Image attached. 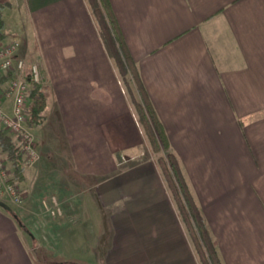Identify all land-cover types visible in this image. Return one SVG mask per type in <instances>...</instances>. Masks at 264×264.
Listing matches in <instances>:
<instances>
[{
	"label": "crops",
	"instance_id": "crops-1",
	"mask_svg": "<svg viewBox=\"0 0 264 264\" xmlns=\"http://www.w3.org/2000/svg\"><path fill=\"white\" fill-rule=\"evenodd\" d=\"M110 2L223 264H264V0ZM28 7L21 31L37 38L47 96L34 137L40 151L63 153L73 182L60 188L63 210L82 208L92 224H105L108 208L107 224L155 225L140 240L144 260L174 254L193 264L162 175L147 160L120 171L121 155L142 156L143 130L88 0ZM43 158L25 174L29 197L42 165L55 164ZM27 211L0 204V264H49L24 232L22 224L34 223Z\"/></svg>",
	"mask_w": 264,
	"mask_h": 264
},
{
	"label": "rangeland",
	"instance_id": "rangeland-1",
	"mask_svg": "<svg viewBox=\"0 0 264 264\" xmlns=\"http://www.w3.org/2000/svg\"><path fill=\"white\" fill-rule=\"evenodd\" d=\"M15 1L4 0L3 3L0 2V14L2 15L3 22L4 18L2 10H5L4 12L8 13V17L10 18L9 23L5 24L4 22V25L1 29L2 37H0V43H7L13 39L18 40L20 43V54L25 56L26 62H36L38 65H40L39 60L35 56V46L38 45V42L36 43L37 38H31L28 35L24 36L22 34V25L29 24L28 18L30 17V12L28 0H17L18 4H16ZM19 3H21V5ZM27 11L29 14H26ZM104 41L108 46L107 41L105 39ZM110 53L112 52L110 51ZM111 56L115 62L112 54ZM130 78L131 76L128 75L129 80H131ZM130 89L136 96H138L136 85L132 80L130 81ZM128 97L131 101L132 96L130 95L129 91ZM42 121L43 120H41V122L36 125H30V127H32V129H30L33 135L37 134V130L40 129L37 125L41 124ZM45 121L47 122V118H45ZM34 136L36 137V135ZM143 136L144 147L142 156L132 158L131 155L128 157L121 155L120 159L126 163L119 166L120 171H123L124 169L128 170L139 165L140 162L147 160L151 162L156 171L161 174L156 162L158 155L152 154L144 132ZM11 138L17 145L15 136H11ZM50 142L51 141L49 140L46 141L47 144ZM34 145L36 157L31 165L23 164L25 174L29 168L37 165L36 163L42 162L44 160L48 162V159L43 158L44 155L55 159V164L42 165L41 178L40 180L38 179L31 184L32 189L30 197L27 192L29 188H27L26 184L23 182L25 178L23 181L17 182L18 186H20L22 189L24 201L21 204L12 203L11 201L9 202H11L15 209H19V211H21L23 207L29 210L27 211V214L30 215V217L34 220V223L22 224V227L27 235H31L32 250L34 253L38 254L41 259L50 260L49 264H187L186 259H179L180 255H177V258L174 254L166 255V252L158 254L162 256L166 255V257L171 256L172 258L168 260H158L156 263L144 260L146 257H143V255H140V253L144 252V250L149 252V250L148 248H143V246L140 245V240L145 239L144 236L149 238L152 236V234L157 233L158 229L155 227V225L152 229L149 227L147 229H142L140 227L147 226V224H107L106 222L108 217H110V212L106 213V210L109 211L108 208L106 210L104 209V212L102 213L105 224H92V222L87 219V213H84L85 210L81 208V204H78L77 201L73 205V208H81L80 211L73 215L66 213L59 202L62 198L60 196V188H64L67 186V184L72 185L73 182L65 181L67 176L64 175L66 173V166L62 164L63 157L61 156H63V153H61L59 149L56 151L54 149H52L53 151L48 149L49 151L47 150L45 152V148H41V152L37 148L36 140ZM3 156L6 161L9 162L8 165L10 168L13 169L12 177L14 178V168L12 166V162L7 159L6 153H3ZM164 183L167 191L170 193L165 181ZM109 185H113V181L109 183ZM80 187L81 186L78 188ZM43 191L45 196L41 197L40 194ZM55 192H57L58 197L54 196ZM55 197L56 199L58 198L56 202L54 201ZM170 197L172 200L171 195ZM75 199L81 200L80 197H75ZM5 202H7L6 199ZM99 206L101 208L100 203ZM176 213L178 220L181 222L179 225L182 231V236H184L186 242H188L192 256L195 260V263L193 261L192 263L201 264L196 254L192 240L188 235L178 212ZM61 217L63 219V221H61L64 223L57 224L56 220L60 221ZM83 222L86 224H82ZM137 226H139V229ZM137 233L141 235V237L137 235ZM125 255H128V258L125 257ZM70 258H72L73 261H70Z\"/></svg>",
	"mask_w": 264,
	"mask_h": 264
},
{
	"label": "trees",
	"instance_id": "trees-1",
	"mask_svg": "<svg viewBox=\"0 0 264 264\" xmlns=\"http://www.w3.org/2000/svg\"><path fill=\"white\" fill-rule=\"evenodd\" d=\"M92 14L97 22L104 39L115 59L118 71L132 96V104L140 126L146 136L152 154L158 155L157 165L166 182L176 210L194 245L201 264H223L217 249V242L212 236L205 217L196 202L190 186L184 176L180 160L171 146L165 126L151 101L142 82L138 66L133 59L110 0H88ZM4 25L0 14V37ZM135 83L138 98L130 89V81ZM9 79V75L0 76V83ZM30 96V125H36L43 120V111L47 105V96L42 84L31 82ZM0 146L7 159L12 162L14 178L12 181H23L25 178L24 165L18 146L11 136L0 130Z\"/></svg>",
	"mask_w": 264,
	"mask_h": 264
},
{
	"label": "built area",
	"instance_id": "built-area-1",
	"mask_svg": "<svg viewBox=\"0 0 264 264\" xmlns=\"http://www.w3.org/2000/svg\"><path fill=\"white\" fill-rule=\"evenodd\" d=\"M6 75L9 79L0 83V130L15 136L23 164L31 165L36 157L35 137L29 124L31 82L41 84L42 76L39 65L27 63L20 54V43L16 39L0 43V76ZM8 163L0 146V198L21 204L23 192L17 182L12 181L13 169Z\"/></svg>",
	"mask_w": 264,
	"mask_h": 264
},
{
	"label": "water",
	"instance_id": "water-1",
	"mask_svg": "<svg viewBox=\"0 0 264 264\" xmlns=\"http://www.w3.org/2000/svg\"><path fill=\"white\" fill-rule=\"evenodd\" d=\"M0 204H4V205H5V202H3V201H0Z\"/></svg>",
	"mask_w": 264,
	"mask_h": 264
}]
</instances>
